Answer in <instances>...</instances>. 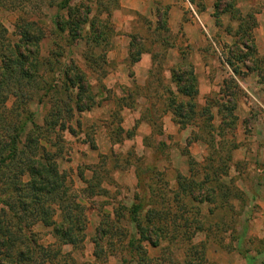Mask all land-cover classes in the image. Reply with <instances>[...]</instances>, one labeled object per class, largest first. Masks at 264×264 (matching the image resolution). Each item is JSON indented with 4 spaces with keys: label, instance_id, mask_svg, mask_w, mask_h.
<instances>
[{
    "label": "rangeland",
    "instance_id": "obj_1",
    "mask_svg": "<svg viewBox=\"0 0 264 264\" xmlns=\"http://www.w3.org/2000/svg\"><path fill=\"white\" fill-rule=\"evenodd\" d=\"M69 1L107 20L105 41L69 47L55 25L56 16L66 17L62 0H0L3 43L17 38L19 19L35 22L44 62L71 59L87 82L85 94L78 89L81 104L91 106L73 111L74 134L44 138L52 151L60 149L56 162L83 207L85 230L83 240L70 243L35 226L41 242L59 245L56 259L40 264H264V0H224L230 3L218 15L215 0ZM241 24L251 28L256 53L239 45L246 55L231 65L226 57ZM90 50L93 66L84 59ZM47 66L40 86L55 77L61 84L58 65L53 74ZM181 73L194 79V95L179 91ZM43 91L28 104L37 124L50 103L65 100L61 87L39 102ZM174 96L194 104L185 120L172 112ZM233 103L236 118L222 119ZM140 198L142 215L147 208L163 215L154 219L161 228L154 246L127 218L126 209ZM54 209L57 221L62 210ZM117 224L123 236L106 235L96 246L99 227L110 231ZM127 231L147 250L146 261L137 251L127 254Z\"/></svg>",
    "mask_w": 264,
    "mask_h": 264
},
{
    "label": "trees",
    "instance_id": "obj_2",
    "mask_svg": "<svg viewBox=\"0 0 264 264\" xmlns=\"http://www.w3.org/2000/svg\"><path fill=\"white\" fill-rule=\"evenodd\" d=\"M227 3L230 2L215 0L216 11L214 13L218 15L221 10H224ZM222 4L224 7L219 9ZM60 7L66 9V17L65 20H62L60 15L55 17L56 30L66 34L65 41L69 47L80 40H84L87 45L88 40L95 43L98 40L105 41L107 39V20L95 19L88 5H75L70 4L69 0H62ZM18 22L16 25L17 38L12 42L7 41L6 44L3 43L6 42L4 37L6 30L0 24V34L3 35L0 36L2 41H0V191L6 192L0 193L2 206L0 208V264H40L44 261H54L59 253V245L41 242L35 231V226L47 227L56 236L57 241L70 243L83 240L85 230L83 207L75 202L72 193H68L69 185L66 175L60 171L56 162V156L59 155L60 149L52 151L51 145L44 138L52 133L58 137L57 131L74 134L75 130L70 124L74 117L73 111L82 112L91 106H82L81 104L79 91L85 94L87 88L85 74L82 70L71 59H68L66 63L44 62L39 50L40 28L35 22H28L25 19H19ZM159 22L160 25H163L165 19H161ZM160 25L157 24L158 28ZM130 45L134 46L132 41ZM232 45L228 57H226L227 62L231 65L236 60H244V55H246L239 45L256 53L251 28L244 29L241 24L238 27V36ZM91 51H86L84 59L93 66L96 61H92V58L89 57ZM57 56L63 57L61 54H57ZM105 57L104 54L99 55V58L104 59ZM46 65H48V72L52 74L53 66L58 65V74L63 79L61 84L58 83V77H55L51 79V84L48 87L40 86L43 82L41 74ZM177 79L179 91L183 94L194 95L196 93V91L190 90L193 78H185L181 73ZM181 80L184 84L181 83ZM229 81L232 83L231 86L235 87L232 79ZM186 82H189L190 88ZM47 83L48 81L45 82V84ZM61 87L62 92L65 93L66 101L55 100L50 103L43 123L37 124L34 121V113L31 109L29 110L30 100L36 96L37 91L44 90L42 95L37 96L39 102L43 103L49 92L58 91ZM176 99L174 96L170 100V104L173 106L172 112L185 120L188 114H192L194 104L187 100L182 102L176 101ZM233 105L234 103L227 109L229 117L223 116L222 119L232 121L236 118L232 113ZM16 110H18L19 116L16 114L15 119ZM27 124L31 126H27ZM43 141L49 146L45 145ZM52 146L56 147L53 143ZM24 175L27 176L26 181L22 179ZM177 178L178 187L184 193V185L186 186L184 177L178 175ZM189 194L193 195V193ZM199 194L204 197L203 201L207 200L205 193ZM144 201L140 198L139 203H134L127 208V218L137 228L140 236L154 246L158 242L156 237L161 233V228L154 223V219L158 217L156 219L161 221L163 215L158 214L155 208H147L145 215H142L141 211L146 206ZM199 201L202 200L199 199ZM54 206L62 210V216L57 221ZM115 217L121 218L117 211ZM106 224L104 225H110L109 222ZM105 226H100L97 231L98 236L94 239L97 243L96 246H99L98 241H101L104 236L110 234L114 238L121 237L123 235L120 231L123 233L125 231L118 224L111 227L110 231L108 228L105 229ZM127 233V237L124 234L126 243L123 246L127 250V254L132 257L131 252L137 251L138 259L142 262L146 261L147 250L142 247L141 241L136 238L135 233L128 231Z\"/></svg>",
    "mask_w": 264,
    "mask_h": 264
}]
</instances>
